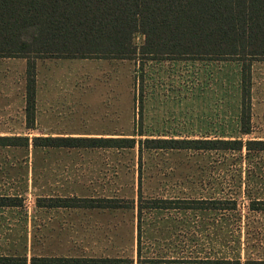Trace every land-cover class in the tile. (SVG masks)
I'll return each instance as SVG.
<instances>
[{"label": "rangeland", "instance_id": "374dc122", "mask_svg": "<svg viewBox=\"0 0 264 264\" xmlns=\"http://www.w3.org/2000/svg\"><path fill=\"white\" fill-rule=\"evenodd\" d=\"M142 42L136 37L138 45ZM45 60L39 75L51 74L50 81L58 78L63 85H38L37 95L64 103L67 113L52 121L39 118L34 129L26 128L25 61L0 62V134L242 137L236 62ZM252 86L253 132L244 138L264 140V62L254 63ZM139 96L142 101L136 102ZM7 102L14 105L13 119L3 112ZM139 154L138 146L0 148V197L22 203L0 208V256L26 257L29 264L34 257L119 258L137 264L142 193L147 200L230 199L238 205L236 211L220 212L145 210L142 259H264V213L248 209L251 200L264 199V154L251 161L245 151L144 150L141 161ZM45 198L116 199L130 208L39 207L38 200Z\"/></svg>", "mask_w": 264, "mask_h": 264}, {"label": "trees", "instance_id": "16d2710c", "mask_svg": "<svg viewBox=\"0 0 264 264\" xmlns=\"http://www.w3.org/2000/svg\"><path fill=\"white\" fill-rule=\"evenodd\" d=\"M143 38L142 44L136 37ZM0 58L28 60L27 128L36 124L37 59H111L221 61L240 65L242 137L139 139L0 136V148H92L246 152L264 154V140L253 132V65L264 62V0H0ZM142 98H135V101ZM143 134L141 133V136ZM15 197H0V208L21 207ZM39 207L130 208L116 199L45 198ZM236 200H156L139 193L137 264H264V259H142L145 210L236 211ZM252 213H264V199L250 201ZM0 264H29L25 257L0 256ZM30 264H134L131 259L34 257Z\"/></svg>", "mask_w": 264, "mask_h": 264}, {"label": "crops", "instance_id": "0c3cea01", "mask_svg": "<svg viewBox=\"0 0 264 264\" xmlns=\"http://www.w3.org/2000/svg\"><path fill=\"white\" fill-rule=\"evenodd\" d=\"M23 60L25 61L26 67L24 68V77H19L21 78V82L23 83V85H28V75H27V69H28V60L27 59H20V58H0V62H6V61H10V60ZM48 60V59H47ZM42 61H46L45 59H37L35 61V67H36V72H35V85H63V82L59 83L60 81H58L57 79L50 81L52 79L51 78V74H46L43 77H41L39 75V72L37 71V69H39V65L42 64ZM60 77V76H59ZM63 78V77H61ZM23 105V114H24V120H25V124H26V128H27V119H26V100L24 103H22ZM60 106V107H59ZM64 107L65 104L61 103L58 104L56 101L52 102V100L50 99H42L41 97H39V95H37L36 97V123H38L39 118H44V120H48V121H52L51 119H53L54 117H57L59 114L61 113H65L66 111H64ZM3 112H5L8 116L11 114V119H13V115L16 113L14 110V105L9 104V102H7V105L5 106ZM67 113V112H66ZM36 125V124H35ZM31 130V129H30ZM1 136H11L10 133L5 134L2 133L0 134ZM25 136L27 137V134H25ZM43 136L48 137V136H67V137H91V135L89 134H71V135H49V134H44Z\"/></svg>", "mask_w": 264, "mask_h": 264}]
</instances>
